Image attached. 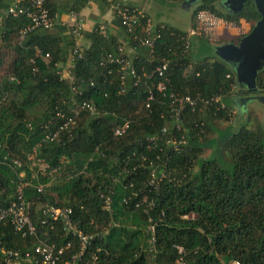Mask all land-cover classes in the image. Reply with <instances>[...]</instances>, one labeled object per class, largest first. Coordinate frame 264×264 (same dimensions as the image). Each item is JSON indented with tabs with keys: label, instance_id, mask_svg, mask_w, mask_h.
<instances>
[{
	"label": "trees",
	"instance_id": "16d2710c",
	"mask_svg": "<svg viewBox=\"0 0 264 264\" xmlns=\"http://www.w3.org/2000/svg\"><path fill=\"white\" fill-rule=\"evenodd\" d=\"M96 1L105 6L114 3ZM222 1L197 0L192 30L200 12L226 23L249 24V30L259 19L251 1L237 13ZM5 8L0 0V69L1 51L11 56L7 72L0 77V204L14 199L19 182H28L22 191L24 200L31 202V220L40 239L62 248L59 264L77 254L78 241L65 232L60 220L42 215L45 206L70 208L75 229L92 237L75 264H177L179 257L183 264H264V127L249 130L241 123L215 128L217 121L228 122L233 107L241 111L238 97L250 95L237 92L234 73L226 63L214 53L193 58L187 33L155 26L159 37L153 60L139 53L125 55L137 72H148L161 59L168 62L163 94L154 89L158 78L146 82L153 101L145 110L144 84L132 87L126 80L121 92L117 67L99 65L116 51L114 39L102 38L97 28L89 33V47L79 49L80 56L72 62L70 82L60 72L73 42L64 45L63 38L42 29L18 42L17 33L28 20L5 15ZM72 87L78 93L72 94ZM170 94L219 101L198 103L193 111L184 107L176 133L166 119ZM252 95H264V65L256 74ZM82 103L92 104L99 114L89 116L80 108ZM60 114L73 124L46 141L44 134L65 121ZM124 122V132L114 136V129ZM163 127L186 140L182 151L172 152L164 145ZM150 137L155 139L151 143L146 140ZM205 149L209 152L202 157ZM32 151L44 169L27 160ZM13 160L19 161V167L12 165ZM151 168L160 178L156 191L148 185ZM38 185L43 187L41 193L36 192ZM104 195L111 197L109 213L101 207ZM124 198H129L126 204ZM143 200L134 208V202ZM150 201L152 206L147 207ZM33 244L32 238H20L7 226L0 227V246L24 251ZM175 246L182 249L181 255Z\"/></svg>",
	"mask_w": 264,
	"mask_h": 264
},
{
	"label": "built area",
	"instance_id": "2783aa9c",
	"mask_svg": "<svg viewBox=\"0 0 264 264\" xmlns=\"http://www.w3.org/2000/svg\"><path fill=\"white\" fill-rule=\"evenodd\" d=\"M111 11L113 16L116 18L118 25L124 31L125 35L128 37L129 41L138 45L139 47L145 49L146 57L149 61L153 60V47L155 41L158 39L159 34L154 30V27L151 26V23L146 18L142 10L127 8L118 4L112 5ZM5 15H9L13 18L18 16H24L28 23L27 25L20 29L17 33L16 40L21 42L24 37L37 29H42L49 31L54 26V16L50 15L48 10L44 6V0H28L25 4H21L19 0L11 2L6 6ZM73 17L72 24L68 27V33L71 36L72 40L75 41L81 36V19L79 17ZM143 22V23H142ZM98 34L102 38L107 37L106 27L104 25H99L97 28ZM188 37L185 38V41ZM187 42L185 43V47ZM79 48L73 42V48L69 57L67 59L66 66V75L65 79L72 81L70 76V70L72 68V62L75 57H79ZM47 58V56H44ZM100 66H115L118 70L119 81L121 86V92L125 86V81L130 80L132 87H137L140 84H144L146 88V98L144 102V109H149V104L153 101V94L151 89L147 86V81L152 78H158V82L155 84V91L163 94L165 91L164 82L165 77L164 73L167 70L168 62L164 59L159 60V62L153 66L148 72L140 69V72H137L133 67L131 60L125 57L122 47H117L116 51L111 54L104 56L103 60L99 64ZM111 72V68L108 69V74ZM117 72V71H116ZM61 75V72H60ZM229 77V76H227ZM71 93H78L74 87L71 88ZM218 98L203 100L201 98L191 99L187 96L179 97L172 94L168 97V102L166 105V119L171 123L172 130L176 133L180 131L181 127V111L184 107H188L193 111L197 104L202 106H207L211 103H217ZM220 109L223 108L222 104L219 103ZM80 108L84 109L89 116H97L99 112L95 107L90 103L80 104ZM56 116H59V113H56ZM61 118H65V121L59 126L55 131L45 133L44 139L46 141H53L60 130L67 127V125L73 124L71 118H66L63 114H60ZM126 128V122L121 127L115 128L113 135L118 137L120 136ZM161 136H167L164 141V145L168 147L172 152H180L186 146V140L179 136L178 138L168 131L166 127L160 129ZM148 142H153L154 138H147ZM35 153L32 151L28 156V161H35L39 169H44L45 165L42 164L38 159H34ZM12 165L14 167H19V161L13 160ZM162 169L163 166H160ZM162 176V175H161ZM160 176V177H161ZM21 177V174L18 175ZM160 178L156 177L155 169L151 168L149 174L148 185L153 189L157 190V183ZM28 185V182L21 183L16 185L14 190V199L9 201L6 205L0 204V227L7 226L13 235H17L20 238H32L34 244L27 250L19 249H10L3 246H0V260L2 264H20L21 262L28 264H59V256L62 253V248H56L53 244H49L46 241L40 239L37 235L35 225L31 220L30 207L31 202L25 201L23 197L22 189ZM43 187L41 185L36 186V192L41 193ZM134 196V194H133ZM102 198V210L109 213L111 207V197L109 195H104ZM129 198H124L122 202L127 203ZM137 201L133 203L134 208H139L144 202ZM147 207L152 206V202L146 203ZM42 215L48 216L52 221L60 220L65 232L71 234L78 241V252L76 255L72 256L70 260L64 262L63 264H75V260L78 259L90 245L92 239L91 236L85 235L82 232L75 229L71 220V210L70 208H54L52 206H45L41 210ZM193 215H187L185 218L191 219ZM45 221H40V224H44ZM147 231H149L150 242H153V226H147ZM178 253L181 255L182 249L180 247H174ZM177 264H183L181 258L177 260Z\"/></svg>",
	"mask_w": 264,
	"mask_h": 264
},
{
	"label": "rangeland",
	"instance_id": "374dc122",
	"mask_svg": "<svg viewBox=\"0 0 264 264\" xmlns=\"http://www.w3.org/2000/svg\"><path fill=\"white\" fill-rule=\"evenodd\" d=\"M194 5L192 4L187 8L184 2L178 3L177 1L172 0L145 1L146 13L150 18L151 26L165 25L187 33L191 41L189 52L193 58L212 55L215 46H220L226 43L236 44L243 35L248 33L250 28L249 24L242 22L226 23L205 12H200L196 15L192 22L194 24L192 30L191 13ZM194 37L201 38L203 41H198ZM14 41L15 40H13V42ZM137 52L140 56H146V52L144 53L140 49H137ZM1 56L3 58V66L0 69V77L4 76L7 72L11 60V56L6 50L1 51ZM245 109L246 122L243 124L247 129L255 130L259 129L261 126L264 127V113H261V106L258 101H248L245 104ZM232 112L237 111L234 110ZM232 112L229 113L228 122L217 121L215 123V128L217 130H222L228 124H236V120L239 119V117L236 118L235 113L233 114ZM237 126L238 125H235V127ZM214 136L215 134H212L211 137ZM207 154L208 150L205 149L202 151V157L207 156ZM56 176V172L51 174L52 179Z\"/></svg>",
	"mask_w": 264,
	"mask_h": 264
},
{
	"label": "crops",
	"instance_id": "0c3cea01",
	"mask_svg": "<svg viewBox=\"0 0 264 264\" xmlns=\"http://www.w3.org/2000/svg\"><path fill=\"white\" fill-rule=\"evenodd\" d=\"M13 1L16 0H4V5L8 6ZM111 1H114L113 5L118 4L127 8L142 10L150 22V18L146 13V0H106L108 3ZM44 6H46V9L48 8V10L52 11L55 19V24L52 29L49 30V33L63 38L64 45L70 46V44L74 42L80 50L87 49L90 45L89 39L87 38L88 34L98 28L99 25H104L106 27L107 37L114 39L118 44V47H122L123 52L127 57H132L133 55H136V53L138 54L137 50L129 45L128 37L113 16L111 11L112 4L105 6L96 0H44ZM72 15L81 19V36L75 41L72 40L68 33V27L73 22ZM66 66L67 65L61 68L62 77H65L66 75ZM260 106L261 113H264V106L261 103ZM240 109L241 111H239V107H233L232 111L236 110L237 112L231 111L233 114L236 113V115L239 112L244 113L242 118L238 116L239 114L237 116L235 115L236 118L239 117V119L236 120V125L238 126L241 123L246 122V109L245 107H241Z\"/></svg>",
	"mask_w": 264,
	"mask_h": 264
},
{
	"label": "water",
	"instance_id": "95a60500",
	"mask_svg": "<svg viewBox=\"0 0 264 264\" xmlns=\"http://www.w3.org/2000/svg\"><path fill=\"white\" fill-rule=\"evenodd\" d=\"M247 1L253 3L259 19L236 44L226 43L215 46L213 49L214 55L232 69L234 80L239 87L237 92L243 90L250 94L238 97L239 105L242 108L251 100H256L264 106V95H252L255 92L256 74L264 65V0L222 1L223 6L234 13L241 11ZM196 2L197 0H186L184 4L189 8Z\"/></svg>",
	"mask_w": 264,
	"mask_h": 264
},
{
	"label": "flooded vegetation",
	"instance_id": "af4514ba",
	"mask_svg": "<svg viewBox=\"0 0 264 264\" xmlns=\"http://www.w3.org/2000/svg\"><path fill=\"white\" fill-rule=\"evenodd\" d=\"M243 92V90H241V92L240 93H242ZM242 96H244V95H241L240 97H242Z\"/></svg>",
	"mask_w": 264,
	"mask_h": 264
}]
</instances>
